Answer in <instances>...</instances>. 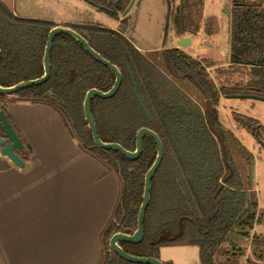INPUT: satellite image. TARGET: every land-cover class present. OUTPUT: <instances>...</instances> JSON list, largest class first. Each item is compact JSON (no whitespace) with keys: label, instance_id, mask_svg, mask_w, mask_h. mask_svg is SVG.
<instances>
[{"label":"trees","instance_id":"trees-1","mask_svg":"<svg viewBox=\"0 0 264 264\" xmlns=\"http://www.w3.org/2000/svg\"><path fill=\"white\" fill-rule=\"evenodd\" d=\"M89 2L107 6L105 0ZM109 16L118 19L116 12ZM231 24L232 46L237 52L245 46L249 51H264V9H235ZM57 26L47 20L16 17L0 1L1 87L44 76L48 36ZM65 26L87 35L93 50L117 66L123 76L113 98L92 100L99 139L135 152L137 133L148 128L163 143L164 158L152 180L144 218V240L140 244L122 242L121 248L135 257L160 259L162 248L192 246L199 249L201 264H217L215 255L221 246L229 244L235 235L248 236L258 221V205L253 200L251 175L243 178L234 169L226 145L229 134L215 106L219 94L209 87L204 70L180 50L172 49L162 56L167 76L118 31L98 25ZM50 61L51 75L45 84L14 96L59 113L83 152L118 176L120 197L101 236L103 264H134L112 252L109 241L114 234L133 235L137 230L145 177L157 157L156 143L146 137L143 154L137 161L98 148L83 105L90 90L110 91L116 82L115 74L67 35L55 37ZM256 73L264 78V69ZM184 79L204 91L205 111L174 81ZM254 86L264 93V80ZM4 98L0 95V99Z\"/></svg>","mask_w":264,"mask_h":264},{"label":"crops","instance_id":"crops-1","mask_svg":"<svg viewBox=\"0 0 264 264\" xmlns=\"http://www.w3.org/2000/svg\"><path fill=\"white\" fill-rule=\"evenodd\" d=\"M56 24L98 25L123 34L116 26L87 21ZM172 48L178 47L158 51ZM4 104L30 152L24 168L0 171V264H103L101 236L119 198L117 178L83 152L51 107L15 96H6ZM170 249H196L201 264L200 251L192 246L162 248L163 263L177 264Z\"/></svg>","mask_w":264,"mask_h":264},{"label":"rangeland","instance_id":"rangeland-1","mask_svg":"<svg viewBox=\"0 0 264 264\" xmlns=\"http://www.w3.org/2000/svg\"><path fill=\"white\" fill-rule=\"evenodd\" d=\"M5 1L8 5L14 6L18 15L22 18L47 20L55 23L69 19L106 24L108 27L116 26L127 39L145 51L144 55L152 63L160 66L164 73L167 76L169 75V72L166 69L164 70L162 65V51H158L163 46L168 48L176 44L173 41L174 31L172 25L170 24L167 31L165 29L167 23V5L165 0H135L134 5L127 14L125 16L122 15L123 13L119 14L118 19L112 18L108 13L85 0ZM203 1V21L205 20V22L209 23L208 29L211 32H204L203 24L200 41L214 44L211 49H205L203 53L206 57L212 58L218 56L219 51L225 48L226 27L228 25L226 11L232 8L231 0ZM256 1V3L262 4L264 9V0ZM166 34L167 39L165 41ZM217 61H219V58ZM217 61L211 62L210 59L207 66L219 65L220 62ZM224 63L225 60L223 61ZM249 71V68H233L218 72L220 76H216L213 71L211 77L215 78V82L218 85L232 88V86L238 84V87L243 89L242 91L249 92L247 84L253 80ZM174 81L185 94L197 102L202 110L205 111V98L192 83L184 80ZM242 91L236 92L237 95ZM215 106L217 107L219 121L232 138V141L228 139L229 136L226 138V145L229 146L234 169L243 178L251 175L253 200L258 205V221L254 224L252 230L249 231L248 236L235 235L229 244L221 246L215 255L216 263L264 264V102L219 97L218 105L215 104ZM237 122L240 124H236ZM242 125L249 130L251 127L260 126L259 135L254 136L250 132L251 130H247ZM113 174L119 183L118 176L115 173ZM170 250L169 252H172L177 264H200L196 249H186L189 251L180 252L173 249ZM191 250H195L196 253Z\"/></svg>","mask_w":264,"mask_h":264},{"label":"flooded vegetation","instance_id":"flooded-vegetation-1","mask_svg":"<svg viewBox=\"0 0 264 264\" xmlns=\"http://www.w3.org/2000/svg\"><path fill=\"white\" fill-rule=\"evenodd\" d=\"M107 6H99L101 8H105L106 10H102L106 13L116 12L117 15L125 12L127 7L129 6L131 0H105ZM167 5V23H166V31L168 30L170 24L172 25L174 34L181 33V36L190 38L191 40V47L190 48H181L174 40L175 45L183 54L191 58L194 62L199 64L200 70H204V77L207 81L210 82L209 87L217 92L219 97L229 98V96L237 95L236 92H240L243 89L239 88L238 84L232 86V88H226L224 85H218L215 82V78L211 77L212 72H215V75L218 76L221 71L229 70L233 68H249V74L253 77V80L247 84L249 88V92L242 91V95H257L262 96L264 94L258 88H255L254 83L258 81L264 80L261 76H257L256 71L258 69H264V51L257 50V51H249L248 46L240 47L239 51L237 52L236 49L232 46V17L234 15L235 9H244L249 7H259V9H263L262 4L256 3V0H231V10L226 11L228 16V25L226 27V38H225V48L222 51H219V55L216 57L208 58L203 53L205 49H211L214 44L204 43L201 42L200 36L202 33V25L204 24V32L210 33L211 31L208 29V22L203 21V12H204V1L203 0H165ZM118 7L120 9H118ZM213 33V30H212ZM212 35V34H211ZM167 39V34L165 35V41ZM244 44V43H243ZM219 46L218 44H216ZM246 45V44H245ZM163 48H165L163 46ZM172 49H165L161 52V58L163 56V52ZM219 58V61L217 59ZM211 62H220L223 65H214V66H207L208 61ZM216 59V60H215ZM220 76V75H219ZM184 81L190 82L187 79ZM195 86V85H194ZM196 87V86H195ZM196 89L201 93L203 96L204 91L198 87ZM232 89V90H231ZM239 93L238 95H241ZM261 93V94H260ZM264 97V96H262ZM254 101V100H253ZM0 171L6 170L9 166H12L14 169H22L15 166L7 157V155H3V150L5 149L6 145L8 144L9 138V130H12V135L16 140V149L12 152L17 155V157L24 162V156L26 153L30 152L27 148L22 134L16 125L14 118L11 116L9 111L7 110L6 105L4 104L5 98L0 99ZM206 102V100H205ZM259 102V101H258ZM200 106V105H199ZM201 107V106H200ZM217 108V107H216ZM5 118L7 120L4 121ZM8 124V126H6ZM240 124V123H236ZM241 126V125H239ZM244 126V125H242ZM245 127V126H244ZM249 130L247 127H245ZM261 129L260 126L251 127V133L256 136L259 135V130ZM25 164V162H24Z\"/></svg>","mask_w":264,"mask_h":264},{"label":"water","instance_id":"water-1","mask_svg":"<svg viewBox=\"0 0 264 264\" xmlns=\"http://www.w3.org/2000/svg\"><path fill=\"white\" fill-rule=\"evenodd\" d=\"M86 2L90 3L89 0H85ZM135 0H131L129 6L123 12V16L127 14V12L132 8L134 5ZM92 4V3H90ZM95 7L106 10L105 8H101L98 5L92 4ZM118 9H120L118 7ZM107 11V10H106ZM229 16V15H228ZM58 35H67L74 40H76L78 43H80L84 49L90 54V56L95 59L97 62L101 63L102 65L106 66L107 68L110 69L112 73L115 74L116 76V82L114 87L104 93L97 91L95 89L90 90L85 98L83 109H84V116L85 120L88 123V127L91 131L93 141L95 145L105 151H116L121 153L124 157H126L130 161H137L141 155L143 154L144 150V145L143 141L146 137L151 138L154 140L157 146V157L152 165V167L149 169V171L146 174L145 177V186H144V195H143V203L141 205L139 214H138V219H137V230L133 235H127L123 233H117L114 234L110 241H109V247L112 252L117 254L120 258L123 260L134 263V264H164L160 259L156 258H140V257H135L132 255H129L126 253L120 246V243L122 242H127L131 244H140L144 240V218L146 215L147 208L150 204V192H151V186H152V180L156 175V172L158 171L159 167L162 164L163 158H164V147L163 143L160 139V137L152 130L148 128H142L139 130L137 133V138H136V150L135 152H130L124 149L120 144H115V143H104L99 139L96 124L92 115V100L96 97H99L101 99H111L113 98L119 91L123 76L121 71L117 68V66L113 65L111 62L108 60L104 59L100 54H98L89 44V38L87 35H81L74 31L73 29L66 27V26H57L53 28L48 36V42H47V47L45 50V55H44V76L40 79L37 80H32L28 82H22L19 83L13 87H8L4 88L0 86V95L3 96H14L18 92H21L25 89H28L32 86H40L45 84L51 75V61H50V55H51V50L53 46V41L56 36ZM174 41L181 47V48H190L192 43L190 38H186L181 36V33H175L174 34ZM1 50H0V59H1ZM229 98L232 99H249V100H254V101H259V102H264V97L262 96H257V95H234V96H229ZM145 110V108L143 107ZM146 111V110H145ZM147 114V112H146ZM1 115V113H0ZM148 115V114H147ZM4 121L7 122L5 118H3ZM8 126V124L6 125ZM9 127V126H8ZM9 130V140L8 144L6 145L5 149L3 150V155H7L9 160L17 167L19 168H24L25 164L22 160H20L17 155H15L12 151L16 149V140L14 136L12 135V130Z\"/></svg>","mask_w":264,"mask_h":264}]
</instances>
